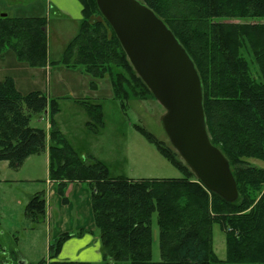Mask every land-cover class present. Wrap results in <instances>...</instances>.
Here are the masks:
<instances>
[{
  "label": "trees",
  "instance_id": "1",
  "mask_svg": "<svg viewBox=\"0 0 264 264\" xmlns=\"http://www.w3.org/2000/svg\"><path fill=\"white\" fill-rule=\"evenodd\" d=\"M160 17L193 59L204 88V109L211 142L230 163L238 199L227 202L209 192L181 160L141 127L160 153L183 177L135 180L111 177L97 159L87 163L67 141L56 117L57 99L41 91L21 93L8 77L0 81V163L19 168L49 147V175L59 186L66 181L93 185L92 210L104 259L109 264H264V0H141ZM83 20L77 36L58 62L49 60L47 20L0 15V58L12 51L31 68L61 64L96 80L110 79L114 99L126 109L133 96L152 92L131 65L113 28L96 0H81ZM95 19V21H94ZM245 52L253 56L259 79L251 72ZM137 88H142L140 94ZM145 99V98H143ZM87 114V126L102 125L101 104L76 100ZM33 116L49 119V133L31 126ZM46 200L31 198L28 217L40 221ZM159 227L161 261H153V218ZM226 234L227 257L214 251L213 228ZM65 234L50 244L55 260ZM39 264H44L40 262ZM50 264H88L52 261Z\"/></svg>",
  "mask_w": 264,
  "mask_h": 264
},
{
  "label": "rangeland",
  "instance_id": "2",
  "mask_svg": "<svg viewBox=\"0 0 264 264\" xmlns=\"http://www.w3.org/2000/svg\"><path fill=\"white\" fill-rule=\"evenodd\" d=\"M236 23L255 24L264 21H236ZM49 33L47 31L50 57L56 60L60 57V49L52 34L49 40ZM245 57L250 63L254 77L259 79L253 56L245 52ZM137 91L141 95L144 94L142 88H137ZM143 98L137 99L131 96L126 109H123L120 102L115 99L102 101L103 123L97 124L96 129L87 126L89 120L85 109L79 111L80 109L76 108L80 107L74 106L70 101L62 100L59 102L60 113L56 117V122L76 152L87 163L93 162V159L104 163L111 177H127L135 180L181 178L182 172L160 153L156 144L149 141L137 129V127L145 129L166 147L174 148L162 122L166 110L149 94ZM48 123L49 119L46 117L33 116L31 119L32 127L43 128L46 132ZM47 143L52 144L50 139ZM181 160L183 161L182 158ZM47 161V155L40 154L31 156L30 160L19 168L10 167L8 162L0 163V264L6 262L20 264L21 260L18 258L20 252L26 256V263L30 264L40 262L50 264L52 261H57L50 260V251L47 247L49 234L45 223L42 222L45 215L39 222H33L27 214L30 197L35 192L46 189L47 179L50 178ZM250 163L264 168V162L250 160ZM50 182L57 183L51 178ZM68 182L73 181H66L61 188H64ZM41 196L44 197L42 194ZM152 229L153 261L160 262V231L155 216ZM213 241L216 255L225 260L226 234L219 224H215L213 228ZM105 262L109 264L106 260Z\"/></svg>",
  "mask_w": 264,
  "mask_h": 264
},
{
  "label": "water",
  "instance_id": "3",
  "mask_svg": "<svg viewBox=\"0 0 264 264\" xmlns=\"http://www.w3.org/2000/svg\"><path fill=\"white\" fill-rule=\"evenodd\" d=\"M96 2L134 70L166 110L162 122L174 149L205 188L235 202L237 183L228 159L211 142L203 82L187 50L141 0Z\"/></svg>",
  "mask_w": 264,
  "mask_h": 264
},
{
  "label": "crops",
  "instance_id": "4",
  "mask_svg": "<svg viewBox=\"0 0 264 264\" xmlns=\"http://www.w3.org/2000/svg\"><path fill=\"white\" fill-rule=\"evenodd\" d=\"M82 10L81 0H0V15L46 18L49 40L52 34L60 49V57L52 60L49 45L50 62L60 61L67 45L79 33L83 20ZM8 77L15 81L18 90L23 94L41 91L48 98L57 99L59 102L70 101L74 106L80 107L76 108L79 111L85 108L76 100H89L98 104L105 100H114L108 78L96 80L82 69H71L61 64L31 68L19 62L12 51L5 52L0 58V81ZM47 128L49 133V123ZM49 147L50 144L47 143V151L43 153L48 157V167ZM29 160L30 158L24 164ZM63 190L62 194L58 183L50 182L49 178L46 189L31 196L42 194L46 200L42 222L49 234L48 249L59 237L69 234L70 237L64 242L57 261L106 264L92 210L93 185L89 182L73 181L65 184ZM18 258L21 263H26L23 253L20 252Z\"/></svg>",
  "mask_w": 264,
  "mask_h": 264
}]
</instances>
